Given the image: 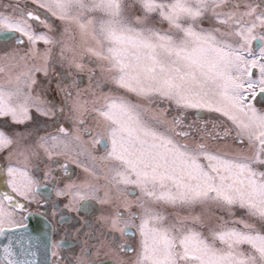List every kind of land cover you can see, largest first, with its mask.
<instances>
[{
	"label": "snow or ice",
	"instance_id": "1",
	"mask_svg": "<svg viewBox=\"0 0 264 264\" xmlns=\"http://www.w3.org/2000/svg\"><path fill=\"white\" fill-rule=\"evenodd\" d=\"M0 34L8 186L73 158L56 195L101 209L80 264H264V0H0Z\"/></svg>",
	"mask_w": 264,
	"mask_h": 264
},
{
	"label": "flooded vegetation",
	"instance_id": "2",
	"mask_svg": "<svg viewBox=\"0 0 264 264\" xmlns=\"http://www.w3.org/2000/svg\"><path fill=\"white\" fill-rule=\"evenodd\" d=\"M256 43L254 42V44ZM197 114L202 115L204 112ZM51 126L49 122L45 124L44 119L40 118L37 130ZM104 151L105 149L101 145L96 154H104ZM62 164L67 165L69 170L67 173L63 168H58L57 165H53L54 171L48 176H43L42 174L43 168L46 169V165L42 166L41 164L39 169L33 170V173L34 171L37 172L35 180L40 185L34 189V208L24 211L21 210L22 208L16 209L17 207H13L7 200L3 201L6 210L11 213L13 210V212H17L16 216L18 219L2 228L24 226L28 222V217L34 219L36 223L37 219L41 222L43 221L49 229V245L47 246L49 255L46 264H80L84 256L83 250L96 244L95 236L100 229L98 217L101 215V209L100 205L94 201L88 202L87 212L81 208V211L77 213L75 210H69V208L65 207V205L69 204L71 198L57 196L56 193L63 189L64 184H66L63 179L68 180L66 178L68 175L71 176V179H74L77 172L71 162L63 161ZM0 174L6 175L3 170L0 171ZM59 178L63 181H59ZM2 182L6 183V180L3 179ZM17 203L21 206L22 203L26 204V200L23 198L22 200H18ZM74 207L75 202L73 201V209ZM41 222L40 225L42 224ZM133 232H135V228L129 230V234ZM92 258L95 259V249H93ZM100 259L103 261V264H109L108 258L104 257L103 254H101ZM0 264H3L1 260Z\"/></svg>",
	"mask_w": 264,
	"mask_h": 264
},
{
	"label": "water",
	"instance_id": "3",
	"mask_svg": "<svg viewBox=\"0 0 264 264\" xmlns=\"http://www.w3.org/2000/svg\"><path fill=\"white\" fill-rule=\"evenodd\" d=\"M40 222L28 217L26 225L4 227L0 231V260L3 264H9V261L13 264H46L49 229L43 221L41 225ZM6 246L10 255L5 253Z\"/></svg>",
	"mask_w": 264,
	"mask_h": 264
},
{
	"label": "rangeland",
	"instance_id": "4",
	"mask_svg": "<svg viewBox=\"0 0 264 264\" xmlns=\"http://www.w3.org/2000/svg\"><path fill=\"white\" fill-rule=\"evenodd\" d=\"M9 2H10V0H2V3L5 4V5L8 4ZM57 23H59V22L57 21ZM40 47H43V45L41 44ZM56 71L57 72H64V69H61L57 65L56 66ZM38 75H39L40 80L43 81V79H44L43 78V75L42 74H38ZM75 80H76V83L79 86V88H80L81 91H83L85 89H89L90 90L92 88L93 84L95 83L94 81H90L88 75H85L83 73L77 74L75 76ZM50 81H51L50 84L49 83H42L41 85H38L37 86V92H43L44 90H46L47 97L49 99L53 100L54 102L59 103L60 96L57 94V89H58L59 86H62L65 83V81L70 82V78H68L67 76H65L63 80H59L58 81L57 80V77L55 75H53L52 77H50ZM109 87H111V86L110 85H102L101 90L104 91V92H107L108 89H109ZM73 91H75V89H73ZM202 115L207 116L209 114L205 111L204 114H202ZM3 119H6L7 120L8 118L5 117ZM41 119H45V118H41ZM56 121H57V123L60 122L59 119H57ZM49 123L51 124V121L50 120H49ZM47 127H45V129H39V130H37V128H35V125H33V129L36 130V131H39L41 135L44 134V132L41 131V130H52V126L49 127V128H47ZM101 155H103V154H101ZM63 161H66V162H69V163L71 162L72 165L76 168V172L77 173L75 175V178L74 179H71V180L72 181L79 182L78 178L83 175L82 168L81 167H78L77 164L75 162H73V158H61V163ZM10 166H14V165L6 158V155H0V171L3 170V172L6 173V175L5 174L4 175L0 174V199H2L5 194H7V195H10V196L13 197L12 202H10L12 205H19L16 209H21L22 208L21 210H24L25 211L27 209L34 208L35 205L33 204V202L35 200V197L33 196V193L30 194V199H25L26 200V204H23L22 203V205L20 206V204L17 203V201L18 200H22L23 197L17 196L15 193H13L11 191V188L8 186L9 177L7 175V169ZM42 166H45V165L42 164ZM57 166H58V168H62V167H60V165H57ZM33 170H35V169H33ZM33 170H32V175H33V178L35 179L36 178V175H37V172L34 171V173H33ZM45 170L46 169L43 168V171H42L43 176H44V171ZM3 179L6 180V183H3L2 182ZM58 180L59 181L65 180V183L66 184L70 182L69 180H66V179H63L62 180L61 178H59ZM13 211H12V216H11V222H5L2 225H0V227L7 226L8 224H12L13 221H15V220L18 219L17 216H16L17 215V212L16 211L13 212ZM16 223H18V222H16Z\"/></svg>",
	"mask_w": 264,
	"mask_h": 264
}]
</instances>
